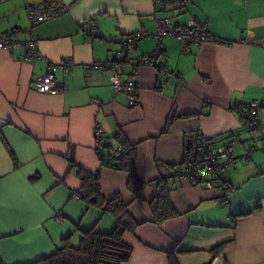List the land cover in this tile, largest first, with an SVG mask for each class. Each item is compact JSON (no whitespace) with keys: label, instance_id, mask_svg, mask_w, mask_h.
Listing matches in <instances>:
<instances>
[{"label":"crops","instance_id":"0c3cea01","mask_svg":"<svg viewBox=\"0 0 264 264\" xmlns=\"http://www.w3.org/2000/svg\"><path fill=\"white\" fill-rule=\"evenodd\" d=\"M42 1L0 0V36L14 31L16 42L0 49L2 264L31 263L53 254L63 239L77 247L83 231L113 229L111 214L78 196L80 168L99 171L102 195H120L136 223L123 234L131 252L121 264H169L171 256L177 264H264V106L255 132L235 110L240 102L264 104V0H189L183 8L155 0H61L69 10L29 34L24 2ZM91 18L95 33L84 34ZM164 18L172 26L204 22L213 41L183 52L175 37L155 36L157 20ZM138 31L147 35L130 56L161 44L170 75L125 61L123 81L138 70V104L130 106V93L113 92L112 70L95 65L109 61L122 38ZM31 37L46 61L25 59L21 43ZM50 63L61 88L55 95L31 86ZM119 130L135 145L143 182L136 197L127 188V172L100 163L99 155L120 150ZM203 138L234 144L237 164L222 176L225 193L176 173L197 159ZM190 142L193 158L172 170ZM247 149L253 150L244 158ZM160 176L169 177L178 214L156 223L149 202Z\"/></svg>","mask_w":264,"mask_h":264},{"label":"built area","instance_id":"2783aa9c","mask_svg":"<svg viewBox=\"0 0 264 264\" xmlns=\"http://www.w3.org/2000/svg\"><path fill=\"white\" fill-rule=\"evenodd\" d=\"M188 1L189 0H155L156 3L164 5L176 3L179 8H183ZM24 7L30 22L29 27L26 29L29 34H31L32 26L54 19L69 10L67 4H64L61 0H47L37 3L24 2ZM95 25L96 20L94 18L89 19L86 22L87 27L82 28V32L84 34L93 35L95 33ZM12 34H15V32L9 31L0 36V49L11 48L16 44L15 40L12 38ZM146 35L147 33L145 31H138L123 37L120 42V48L113 52L109 61L95 65L112 70V90L114 93H130L128 100L130 106L138 104L137 98L133 95L138 70L135 68L129 74L128 78L123 81L120 77L119 68L125 61L130 60L137 66L152 65L158 68L163 75H170L165 59L160 56L163 50L161 44H159L156 50L152 53L136 54L133 55V58L130 56L132 53L134 54L136 45ZM155 36L158 40L165 36H173L182 44L184 50H187L192 44L198 46L206 41H213L212 36L208 34L206 30V24L197 19H192L188 23L179 26H172L167 18L158 19ZM21 45L27 61H30L33 58L45 60L37 48L36 39L33 37L24 40ZM55 69L56 64L50 63L44 75H37L31 80L32 88L36 92L42 94L55 95L60 93L61 88L57 84L55 78ZM262 105L263 103L257 100L235 104V110L240 116L242 125L250 132L258 131L261 127L256 115L257 110ZM95 137L99 141L104 139L101 135L100 128L96 129ZM253 149H255V147ZM253 149L245 150L243 157L245 158L249 155ZM119 154L120 150L116 152L115 155ZM236 164L237 162L233 142L227 140L225 144H217L214 139L203 138L199 147V155L197 159L188 166L178 169L176 173L178 177L182 179H190L193 181L203 180L207 188L216 187L223 190L222 192L225 193L228 187L223 182L222 176L228 167L235 168ZM78 196L82 197L83 195L78 193ZM53 218L55 221H59L61 216L55 214Z\"/></svg>","mask_w":264,"mask_h":264},{"label":"trees","instance_id":"16d2710c","mask_svg":"<svg viewBox=\"0 0 264 264\" xmlns=\"http://www.w3.org/2000/svg\"><path fill=\"white\" fill-rule=\"evenodd\" d=\"M206 30L210 34L207 28ZM190 46L184 50L181 44L182 51L188 52ZM115 140L120 147V154H110L106 157L99 155L100 163L103 166L127 172V188L136 197L143 182L137 174L135 145L130 143L120 130L115 134ZM194 150L190 142L183 162L180 165L171 166L172 170L189 163L194 156ZM78 176L82 182L80 194L83 195V200L88 205L111 214L115 218V226L106 233L96 232L94 229L83 231L77 247L72 246L67 238L63 239L53 254L27 264H121L128 259L131 248L123 242L122 237L126 231L132 230L136 223L127 211V203L120 195L111 199H106L102 195L99 171L89 172L80 168ZM171 189L168 176L158 177L156 192L149 202L152 217L156 223H161L178 214L170 200ZM0 264H2L1 260ZM169 264H177L175 256L169 257Z\"/></svg>","mask_w":264,"mask_h":264},{"label":"water","instance_id":"95a60500","mask_svg":"<svg viewBox=\"0 0 264 264\" xmlns=\"http://www.w3.org/2000/svg\"><path fill=\"white\" fill-rule=\"evenodd\" d=\"M102 145H103V147L107 146V145H108V141H104V142L102 143Z\"/></svg>","mask_w":264,"mask_h":264},{"label":"rangeland","instance_id":"374dc122","mask_svg":"<svg viewBox=\"0 0 264 264\" xmlns=\"http://www.w3.org/2000/svg\"><path fill=\"white\" fill-rule=\"evenodd\" d=\"M156 50V49H155Z\"/></svg>","mask_w":264,"mask_h":264}]
</instances>
